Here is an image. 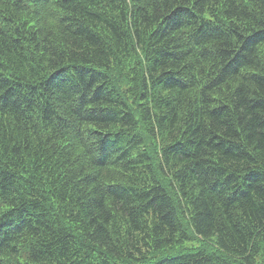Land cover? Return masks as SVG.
Wrapping results in <instances>:
<instances>
[{
    "label": "trees",
    "instance_id": "16d2710c",
    "mask_svg": "<svg viewBox=\"0 0 264 264\" xmlns=\"http://www.w3.org/2000/svg\"><path fill=\"white\" fill-rule=\"evenodd\" d=\"M0 264H264V0H0Z\"/></svg>",
    "mask_w": 264,
    "mask_h": 264
},
{
    "label": "rangeland",
    "instance_id": "374dc122",
    "mask_svg": "<svg viewBox=\"0 0 264 264\" xmlns=\"http://www.w3.org/2000/svg\"><path fill=\"white\" fill-rule=\"evenodd\" d=\"M195 246H200V243L199 242H192V243H190V244H188L187 246H186V250L188 249V248H190V247H195ZM185 250V251H186ZM184 251V252H185Z\"/></svg>",
    "mask_w": 264,
    "mask_h": 264
}]
</instances>
